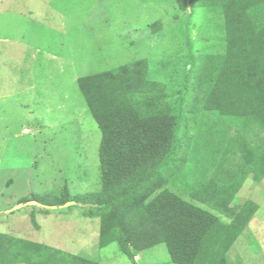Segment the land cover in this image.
Returning <instances> with one entry per match:
<instances>
[{"label": "trees", "instance_id": "1", "mask_svg": "<svg viewBox=\"0 0 264 264\" xmlns=\"http://www.w3.org/2000/svg\"><path fill=\"white\" fill-rule=\"evenodd\" d=\"M176 1L224 20L223 34L191 63L180 112L147 59L79 78L101 131L100 191L28 200L96 206L99 247L117 243L130 257L164 245L173 264H244L229 254L259 209L253 200L233 204L236 195L249 178L264 179V0ZM0 264L99 263L0 233Z\"/></svg>", "mask_w": 264, "mask_h": 264}, {"label": "rangeland", "instance_id": "2", "mask_svg": "<svg viewBox=\"0 0 264 264\" xmlns=\"http://www.w3.org/2000/svg\"><path fill=\"white\" fill-rule=\"evenodd\" d=\"M27 2L2 0L0 6L14 3L26 12ZM64 9L84 18L82 32L60 31L50 38L37 32L33 23L26 32L20 25L23 17L0 16V38L12 39H0V233L99 264H173L164 245L131 257L117 243L100 248V222L90 215L96 206L73 201L46 207L28 199L48 193L60 196L65 188L72 195L100 191L101 131L78 87L79 78L147 59L151 77L167 84L169 101L180 112L182 99L189 97L191 63L205 44L223 34V17L218 11L191 14L176 0H100L87 20L91 7ZM154 25L160 26L157 33ZM29 48L50 50L62 58H35L34 53L27 57ZM184 145L185 136L179 133L176 152ZM247 200L264 209V179L255 184L249 178L233 204ZM257 239H264V231ZM229 256L235 258L232 251ZM256 264H264V255Z\"/></svg>", "mask_w": 264, "mask_h": 264}, {"label": "crops", "instance_id": "3", "mask_svg": "<svg viewBox=\"0 0 264 264\" xmlns=\"http://www.w3.org/2000/svg\"><path fill=\"white\" fill-rule=\"evenodd\" d=\"M14 1L16 2V0ZM99 1L100 0H88V2H85L84 0H28L26 5V12L19 11L17 9V6L12 3L7 5L6 7L0 6V16H3V18L5 16L23 17L25 20H22L24 22L20 23V25H24L23 29L26 32L31 30L30 25L31 23H33L35 24V26H38L37 32H40L42 34L46 33L43 35H47L52 38L54 36L57 37L60 31L63 33H67L69 30H79L80 32H82L85 28L84 24L86 21L84 20V18L78 19L72 16V13H68L64 8H67L68 5L73 8H77V10L78 7H91V9H89V13L86 16L87 20L90 14H92L95 10L94 8L98 6ZM1 3L2 0H0V4ZM0 39L1 41L5 42H9V40H12L9 38V36H5ZM24 53L27 57L30 56V54L34 53V57L37 56V54H45L48 57H53L55 60H61L62 58L61 55L59 56L52 53L50 50H42L40 48H29V50L25 51ZM35 58L33 59V61L35 60ZM42 61H44V59ZM25 130L28 129L25 128L24 131ZM255 222H257V226ZM263 231L264 209L260 208L259 205V209L254 214L253 218L243 231L242 235L239 236V238L236 240L234 247L231 250L235 254V256L239 255L242 258L244 264L261 263V257L264 255V239L258 240L257 236L259 235V232L262 233Z\"/></svg>", "mask_w": 264, "mask_h": 264}, {"label": "water", "instance_id": "4", "mask_svg": "<svg viewBox=\"0 0 264 264\" xmlns=\"http://www.w3.org/2000/svg\"><path fill=\"white\" fill-rule=\"evenodd\" d=\"M23 206H25V205H19L17 208H21V207H23Z\"/></svg>", "mask_w": 264, "mask_h": 264}]
</instances>
